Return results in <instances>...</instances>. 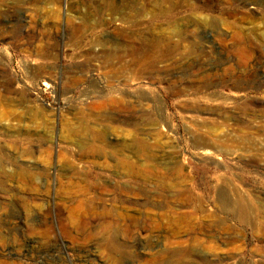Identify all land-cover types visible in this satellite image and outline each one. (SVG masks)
<instances>
[{
    "label": "rangeland",
    "instance_id": "374dc122",
    "mask_svg": "<svg viewBox=\"0 0 264 264\" xmlns=\"http://www.w3.org/2000/svg\"><path fill=\"white\" fill-rule=\"evenodd\" d=\"M113 259L264 264V0H0V264Z\"/></svg>",
    "mask_w": 264,
    "mask_h": 264
},
{
    "label": "bare ground",
    "instance_id": "6f19581e",
    "mask_svg": "<svg viewBox=\"0 0 264 264\" xmlns=\"http://www.w3.org/2000/svg\"><path fill=\"white\" fill-rule=\"evenodd\" d=\"M59 170H60V168H59ZM66 197L63 200H60V201H61V205L63 207L62 208L63 211H65L66 214H67V217L65 219H61V221H63L65 223V224L62 223V225H65L67 228H74V226L77 225V224H89L90 222L98 221V220L99 221L101 220L102 222H111V223L113 222L114 223V211L112 209H109V208L105 207V206L103 207V205L98 204L99 203L98 201H102L101 198L96 197L94 199L88 198V199L70 200V199H68ZM71 199H73V198H71ZM98 205H100V206H98ZM22 208H24V207H22ZM24 210L25 209H23V212H24ZM39 213H41V212H39ZM46 214L49 215V213H46ZM70 225H71V227H70ZM108 226H111V225L108 224ZM111 248H112V251H114V245ZM87 252H89L88 249H87ZM114 263H115L114 259L111 260V264H114ZM115 264H117V263H115Z\"/></svg>",
    "mask_w": 264,
    "mask_h": 264
}]
</instances>
